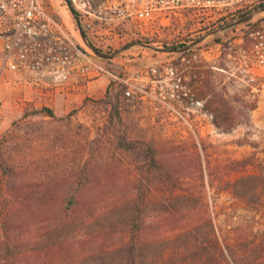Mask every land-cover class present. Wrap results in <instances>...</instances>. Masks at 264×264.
<instances>
[{
  "label": "rangeland",
  "instance_id": "rangeland-1",
  "mask_svg": "<svg viewBox=\"0 0 264 264\" xmlns=\"http://www.w3.org/2000/svg\"><path fill=\"white\" fill-rule=\"evenodd\" d=\"M238 1L253 22L264 17V0ZM44 2L71 26L62 0ZM219 15L190 13L126 45L175 50L205 38L212 47L230 37L210 36L233 23ZM169 59L141 47L114 62L89 57L120 77ZM56 89L33 74L0 85V264H96L112 254L99 243L125 251L140 230L149 260L150 249L180 251L185 264H205L201 250L215 257L218 239L229 263L264 264V148L250 124L257 101L240 83L207 73L205 109L189 125L161 106L127 101L120 87L51 119L39 112L54 106Z\"/></svg>",
  "mask_w": 264,
  "mask_h": 264
},
{
  "label": "built area",
  "instance_id": "built-area-1",
  "mask_svg": "<svg viewBox=\"0 0 264 264\" xmlns=\"http://www.w3.org/2000/svg\"><path fill=\"white\" fill-rule=\"evenodd\" d=\"M62 2L71 26L64 16L52 14L44 0H0V85L33 74L64 89L75 79L92 82L106 77L109 90L120 87L127 101L161 106L187 125L205 109L207 100L201 89L207 73L224 74L231 82L240 83L257 102L264 96V17L225 31L230 37L224 36L212 47L204 40L188 51L163 53L173 59L161 67H139L125 77L89 60L93 55L89 45L113 54L131 41L152 36L157 27L170 28L190 13L205 16L220 12L219 17L229 16L236 22L245 14L236 6L238 0ZM193 43L182 42L176 49Z\"/></svg>",
  "mask_w": 264,
  "mask_h": 264
},
{
  "label": "trees",
  "instance_id": "trees-1",
  "mask_svg": "<svg viewBox=\"0 0 264 264\" xmlns=\"http://www.w3.org/2000/svg\"><path fill=\"white\" fill-rule=\"evenodd\" d=\"M249 15H252V14L246 13L243 16H240L239 19L245 18L246 16H249ZM106 99H109V95L106 96ZM108 102H109V100H108ZM108 104H111V103H108ZM112 108H113V111H115V112H118V110H119V106H117L116 104L115 105L112 104ZM39 114L46 115L47 117H49L51 119L55 118L54 113L49 109H43L42 111L39 112ZM150 155H153V154H150ZM150 155H148V156L150 157ZM151 165L156 170H161L160 166L158 164H156L154 161L151 163ZM138 209H139V207H138ZM138 211H140V209L137 210V212ZM136 219L141 220L142 217L139 216V214H138ZM144 222H145V220H144ZM130 240H131L132 244L130 246H128V249L125 251H123L122 249H119L116 251V250L106 246L105 241H103L102 243H99V248H100L101 253L109 251V254H111V253L112 254L110 255L109 260H108V258L103 259L104 255H98V257H96L98 263H96V264H185L187 261V257H185V255L180 251L176 252L175 254H171V255L167 256V255H163L162 253L157 255L158 252L151 251V249H150V253L152 254V258L149 260L148 256H146V254H145L147 247L145 246V243L143 242V231L142 230H140L139 232H136V233L133 232V235H132ZM214 242H215L214 243V249H215L214 251L218 252V254L215 255V257H212V255H209L208 250H206V249L201 250L199 261L204 262L205 264H208L207 262L211 261V258H212L213 262H214V260H216L215 264H232V263H229V261L227 260V258L224 255V252H223L224 246L220 245L218 239H214ZM152 244H153L154 249H159V246H157L158 243H152ZM198 250L199 249H197L192 254V256H196V254H199ZM94 256H97V255L95 254ZM206 256H207V258H206ZM205 258H206V261H205Z\"/></svg>",
  "mask_w": 264,
  "mask_h": 264
},
{
  "label": "crops",
  "instance_id": "crops-1",
  "mask_svg": "<svg viewBox=\"0 0 264 264\" xmlns=\"http://www.w3.org/2000/svg\"><path fill=\"white\" fill-rule=\"evenodd\" d=\"M263 14L264 12L260 15ZM260 18H263V16ZM41 86L45 88L48 85L45 84L44 86L41 82ZM108 87L109 79L106 77L99 78L93 82H88L87 80H72L67 88L52 91L53 98L51 102H54V106H52L53 108L51 107V111L54 113V116H63L75 108L85 105L87 100L92 97L99 98L100 100L103 99L108 92ZM44 94H41V100L47 102L46 98L48 94ZM250 119L253 139L258 141V145L261 148H264V96L258 99L257 108L252 112Z\"/></svg>",
  "mask_w": 264,
  "mask_h": 264
},
{
  "label": "water",
  "instance_id": "water-1",
  "mask_svg": "<svg viewBox=\"0 0 264 264\" xmlns=\"http://www.w3.org/2000/svg\"><path fill=\"white\" fill-rule=\"evenodd\" d=\"M255 18V15H249L245 18H242L236 22H233L213 33L210 34V36H214V35H217V34H221L233 27H236V26H240V25H243V24H246V23H249L251 21H253V19ZM81 37L82 39L86 42V38L84 36L83 33H81ZM205 40V38H202V39H199L197 41H195L191 46L189 47H186L184 49H168V50H165V49H155L153 48L152 46L150 45H147V44H143V43H140V42H134V43H131L129 45H127L126 47H124L122 50L120 51H117L113 54H106V53H102L96 49H94L92 46L89 45V47L91 48V50L93 51V53L95 54V56L99 59H102V60H113L114 58H116L119 54H121L122 52H126L134 47H141V48H145V49H151L153 51H156L158 53H180V52H184V51H188L189 49L193 48V47H196L197 45L201 44L203 41Z\"/></svg>",
  "mask_w": 264,
  "mask_h": 264
}]
</instances>
